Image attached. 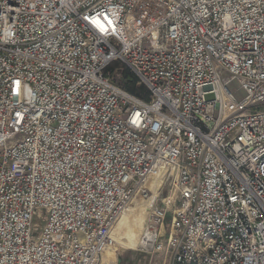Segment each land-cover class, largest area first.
I'll return each mask as SVG.
<instances>
[{
	"label": "built area",
	"instance_id": "obj_1",
	"mask_svg": "<svg viewBox=\"0 0 264 264\" xmlns=\"http://www.w3.org/2000/svg\"><path fill=\"white\" fill-rule=\"evenodd\" d=\"M154 178L149 264H264V0H0V264H100Z\"/></svg>",
	"mask_w": 264,
	"mask_h": 264
},
{
	"label": "bare ground",
	"instance_id": "obj_2",
	"mask_svg": "<svg viewBox=\"0 0 264 264\" xmlns=\"http://www.w3.org/2000/svg\"><path fill=\"white\" fill-rule=\"evenodd\" d=\"M147 186L151 190L150 198L148 200L136 199L126 209L113 233L116 245L104 253L103 264H112L114 253L117 250H119L118 253L133 247L151 250L155 236L148 230V227L152 208L160 196L162 180L160 178L151 179Z\"/></svg>",
	"mask_w": 264,
	"mask_h": 264
},
{
	"label": "rangeland",
	"instance_id": "obj_3",
	"mask_svg": "<svg viewBox=\"0 0 264 264\" xmlns=\"http://www.w3.org/2000/svg\"><path fill=\"white\" fill-rule=\"evenodd\" d=\"M126 74V72H124V75ZM116 81L124 86H126V83L122 82L121 79L116 78ZM238 89V84L234 83L230 90L232 92H235ZM238 100H242L243 99V94L239 95ZM208 100L213 99V96H207ZM141 226V225H140ZM118 248V247H116ZM141 249H137V247H133V248H126L125 251H123L122 253H118L119 250L115 251L114 253V260L112 264H149V260L150 258L148 257V255H146L143 252H140ZM117 252V253H116ZM117 254V255H116ZM116 256V257H115ZM100 264H103L102 261Z\"/></svg>",
	"mask_w": 264,
	"mask_h": 264
},
{
	"label": "trees",
	"instance_id": "obj_4",
	"mask_svg": "<svg viewBox=\"0 0 264 264\" xmlns=\"http://www.w3.org/2000/svg\"><path fill=\"white\" fill-rule=\"evenodd\" d=\"M118 71L122 82L126 83V86L120 84L127 92L132 95H135L139 98H142L146 101L150 100V93L143 86L138 84L137 78L131 73V71L125 66H118ZM124 72L126 74L124 75Z\"/></svg>",
	"mask_w": 264,
	"mask_h": 264
}]
</instances>
